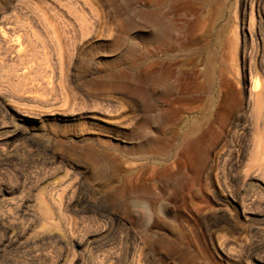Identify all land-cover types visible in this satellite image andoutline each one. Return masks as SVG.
<instances>
[{
	"label": "rangeland",
	"instance_id": "rangeland-1",
	"mask_svg": "<svg viewBox=\"0 0 264 264\" xmlns=\"http://www.w3.org/2000/svg\"><path fill=\"white\" fill-rule=\"evenodd\" d=\"M146 2L0 0V264H264V0L172 4L176 93Z\"/></svg>",
	"mask_w": 264,
	"mask_h": 264
},
{
	"label": "bare ground",
	"instance_id": "bare-ground-1",
	"mask_svg": "<svg viewBox=\"0 0 264 264\" xmlns=\"http://www.w3.org/2000/svg\"><path fill=\"white\" fill-rule=\"evenodd\" d=\"M146 1H147L146 3L148 4V6H146V7H148V11H146L147 14H145V15H147V20H148V24H149V33H150V36H149L150 37V42H149L150 44L149 45H151V49L149 48L150 52H149V56H148V57H150V60H149L150 63H148L149 64L148 68L150 69L149 72H150V76H151V86H152V88H155V89L161 88L165 92H168L170 90L174 91V88H175L174 85H175L176 81L174 82V84L171 82L172 80L170 81V79H171L170 73L173 70L170 72L168 71V67H167L168 57H167V55H168L169 47L171 46L170 43L173 40L172 39L173 27H172V24H171L170 19H169V11H170L172 4L173 3L176 4L177 0H146ZM211 2H212V0H201V8L200 9L202 10V12L207 7L209 8V13L211 12V10H212L211 9L212 8ZM186 6H187V4H186ZM174 44H173V46H174ZM173 46H171V47L173 48ZM175 46H177V45H175ZM172 48H170V49H172ZM157 53H158V55H160L161 58L157 56ZM161 54H162V56H161ZM209 62H210V59H209ZM213 70H214V67L212 69L211 66L208 68L206 66V69L203 70V72H200V74L198 75L200 77V79H203V82H201V85H200L201 95H203L204 93L207 92V90H208L207 86H209L210 83L213 81L212 80L213 75H214ZM181 74H183V73H181ZM174 76H175V74H174ZM179 89H180V86H179ZM179 89H176V90H179ZM175 91H174V93H176ZM254 92H256V91H254ZM256 93L257 94L251 95L252 98L256 99V101L254 102L253 111H254V114L256 113V116L258 117L257 119H260V116L262 114V110L264 109V108H262V104H263L262 100L264 101V99H262L261 95H259V92H256ZM199 101H200V103H204L205 102L204 97L201 98ZM202 107H203V105H200L199 106L200 109L198 108L199 109L198 111H200L199 113H201V114L204 112ZM256 124H257V122H256ZM199 130H200V128L198 126H195V127L193 126V128H191L188 131V133L186 134L187 138L195 137L199 133ZM257 132H259V131H257ZM187 138L185 140H187ZM189 144L191 145L192 143H189ZM256 145H258V144H256ZM260 162H261V160H260Z\"/></svg>",
	"mask_w": 264,
	"mask_h": 264
}]
</instances>
